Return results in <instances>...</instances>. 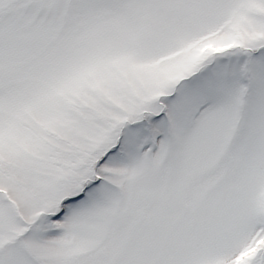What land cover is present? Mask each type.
<instances>
[{"label": "snow or ice", "instance_id": "6c2138e0", "mask_svg": "<svg viewBox=\"0 0 264 264\" xmlns=\"http://www.w3.org/2000/svg\"><path fill=\"white\" fill-rule=\"evenodd\" d=\"M0 264H264V0H0Z\"/></svg>", "mask_w": 264, "mask_h": 264}]
</instances>
